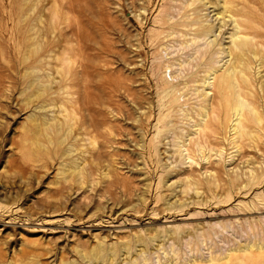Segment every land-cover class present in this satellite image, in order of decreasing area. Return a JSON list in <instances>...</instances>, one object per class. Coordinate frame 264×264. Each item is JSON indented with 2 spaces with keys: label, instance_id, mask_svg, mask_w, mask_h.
Segmentation results:
<instances>
[{
  "label": "rangeland",
  "instance_id": "1",
  "mask_svg": "<svg viewBox=\"0 0 264 264\" xmlns=\"http://www.w3.org/2000/svg\"><path fill=\"white\" fill-rule=\"evenodd\" d=\"M223 1L221 27L181 50L192 7L214 29ZM232 1L0 0V264H264V0ZM236 9L262 34L248 95L263 117L233 133L234 116H221L204 137L198 104L216 118L212 76L227 65ZM45 73L55 82L27 100ZM64 83L94 105L75 117L97 115L109 141L77 122L59 142Z\"/></svg>",
  "mask_w": 264,
  "mask_h": 264
},
{
  "label": "bare ground",
  "instance_id": "2",
  "mask_svg": "<svg viewBox=\"0 0 264 264\" xmlns=\"http://www.w3.org/2000/svg\"><path fill=\"white\" fill-rule=\"evenodd\" d=\"M192 1V0H190ZM199 1V0H196ZM229 4H235L233 1V3H231V0H229ZM242 1V0H241ZM248 1V0H247ZM252 0L248 1L249 3ZM188 2V1H187ZM227 1H223L222 4V8H220L221 10L215 12L216 17L218 16V20L216 24V28L213 29V25L209 24L206 22L205 18L201 15V10L203 9V7L201 5H196L195 7H192V12L191 14L194 15L192 16V18H188V22L184 23L188 26L187 29L181 30V31H177L179 34L176 35L178 36V44L179 46H181V50L184 49V47H191V43L192 42H197V40L203 39L204 37H209L211 34H213V32L215 30H218L221 26L222 20L224 19L225 15L224 12L229 9L228 5L226 3ZM247 2V4H248ZM186 3V2H185ZM220 3V2H219ZM222 3V2H221ZM220 3V4H221ZM238 3V2H236ZM257 3V0L255 1V4ZM189 4V3H188ZM254 4V3H252ZM259 4H257L258 6ZM240 6V5H239ZM254 6V5H253ZM256 6V10L259 9L258 12H260V8H257ZM234 7V6H233ZM245 7V6H244ZM216 8V7H215ZM241 8V7H240ZM179 9V8H177ZM254 9V8H253ZM255 10V11H256ZM245 9H236L235 11L231 12V14H228L231 16L232 19V31L231 33H229L228 35V45L226 47V54L228 56L227 59V65L224 67V69L220 72L216 74V71L213 72V76H212V86L215 88L216 90V94L218 95L217 99L214 102H210V105H212L213 107L215 106L214 103H216V108L215 109H211V112L214 114L215 113V117L218 119H214L211 120V118L209 117V111H208V106L206 105V101L200 102V107L199 110L197 111V116L199 117L198 119V123L196 124V129L194 130V134H198V135H203L205 133V131H210L209 129H213L214 126V122H220V118L221 116H223V118L229 117V120L231 117L234 116V124H232L231 129L233 130V133H236V131H238V128L243 126L241 125V123L243 124L244 122H248L247 124L253 127V124L255 126H257V128H259V123H261L260 121H262V117L260 111H258L256 108L258 106L254 105L253 100H251V97L253 98V95L250 94L248 95V91L250 90L249 88V82H251L248 76V70L250 67V57H255L257 56V51L256 49H254V46L257 48V44L256 43V38L259 35L262 34H258L259 32L256 31L255 27H253L252 24L256 25L257 21H255V19L251 16L248 17V15L246 14ZM263 11V10H262ZM261 11V12H262ZM190 14V15H191ZM243 17V19H241ZM226 18V17H225ZM164 22V21H163ZM254 22V23H253ZM256 22V23H255ZM260 23V22H259ZM261 24V23H260ZM173 26V25H172ZM186 26V27H187ZM259 26V25H257ZM264 26V25H263ZM185 27V26H184ZM229 27V26H228ZM259 28V27H258ZM262 28V26H261ZM164 29V28H163ZM260 29V28H259ZM261 30V29H260ZM165 31V30H164ZM161 32V34H163V32ZM167 31V30H166ZM169 31V30H168ZM171 31V30H170ZM175 33H177L175 30L171 31V33H168L167 35H173ZM264 37V36H263ZM214 38V37H213ZM212 41H207L206 45L210 46L213 45L215 38L211 39ZM258 40V39H257ZM259 42H261L259 40ZM264 46V45H263ZM192 50V48H191ZM190 50V51H191ZM263 50V49H262ZM196 52V50H194ZM188 52V51H187ZM210 53V52H209ZM264 53V51H263ZM182 55V54H181ZM200 55H203V53H201ZM264 54H262L263 56ZM59 56V55H57ZM262 59H264L263 57H259V61H258V72L260 71V64L262 63ZM64 60H66L64 58ZM63 60V61H64ZM67 61V60H66ZM177 61V60H176ZM181 62V61H180ZM68 63V61H67ZM251 63L253 64L252 60ZM180 64V63H179ZM62 65V64H61ZM256 66V65H255ZM264 66V65H263ZM253 67V66H252ZM10 68V67H9ZM1 69V68H0ZM60 70L55 69V73L59 75L60 79L62 82L65 80H67L66 78H68V74H69V68L66 66L65 69L63 67H59ZM264 70V69H263ZM1 71V70H0ZM9 73V72H8ZM76 73V72H75ZM261 73H263V77H264V71H262ZM252 75V74H251ZM4 76V75H3ZM2 76V77H3ZM12 76V75H11ZM73 76V75H72ZM45 77H49L50 78V73H45ZM4 78V77H3ZM36 78V76H35ZM39 80V79H38ZM252 80V79H251ZM59 81H57V85L60 84ZM194 81V80H193ZM33 80L28 81V87H30V91L28 92L26 98L27 100L30 99H37L42 97V95L44 94L43 92L46 90V87L48 84L51 85L53 82H55L54 78H50V80H46L45 85L39 84L37 82H34ZM11 83V82H10ZM42 83V82H41ZM194 83V82H193ZM184 84V83H183ZM55 86V85H54ZM1 87V86H0ZM88 87V86H87ZM184 87V86H183ZM255 88V86H253L252 84V88ZM69 86L66 85V83H64V86L62 88H60L57 91L58 96H56L55 101L57 103V109L59 114L62 116V119L56 120L58 121V124L61 126H64L63 128L65 129L64 131H66V134L63 135L62 139L59 141L60 143L63 141V139L68 135V133L70 132H75V129L73 128V126L75 124H77V122H81V124H86L85 126L88 128H91L92 131H95L97 133H99L98 136H100L102 138L103 142L109 141L108 140V135L104 134L102 131H100V126H102V123H99L98 121V117L97 115L94 116L93 113H88L86 119H81L79 116L75 117L78 110H80L81 108L84 110H89L91 111V107L93 108V106H91L90 108L87 107V104H85L84 102L79 103V99L75 97V99L72 98V93L68 90ZM253 88V89H254ZM3 89V88H2ZM10 90V88H8ZM4 90V89H3ZM195 90V89H194ZM5 91V90H4ZM87 91V90H86ZM91 91V90H90ZM7 92V90H6ZM250 92V91H249ZM250 93H253L252 91ZM8 94V93H7ZM86 94V93H85ZM74 97V96H73ZM86 97L88 98V95H86ZM255 98V96H254ZM263 98V97H262ZM256 100V99H255ZM83 101V99H82ZM33 102V101H32ZM99 102H103L101 98L98 99L97 104ZM71 105H69V104ZM78 104H82V107H80V105ZM92 103V99L91 102ZM256 103V102H255ZM43 104V103H42ZM258 104V102H257ZM52 105V104H51ZM69 105L71 108V110H69L68 106ZM260 105V104H259ZM197 106V105H196ZM211 107V108H213ZM262 109V107H261ZM210 110V109H209ZM98 111V110H97ZM262 111V110H261ZM88 112V111H87ZM55 113V112H54ZM98 115H100V112L98 111ZM249 115V116H248ZM43 116V115H42ZM220 117V118H219ZM57 118V116H53V119ZM210 118V120H209ZM233 119V118H232ZM242 119L244 122H242ZM245 119V120H244ZM227 120V121H229ZM27 122V121H26ZM44 123V121H43ZM42 123V129H47L45 125H43ZM47 124V123H45ZM105 123H103L104 125ZM107 124V123H106ZM235 125H239V127L236 128ZM57 126V125H56ZM105 126V125H104ZM247 126V125H246ZM244 126V127H246ZM38 127V126H37ZM58 127V126H57ZM103 127V126H102ZM191 127V126H190ZM249 126H247L248 128ZM61 128V129H63ZM85 128V127H84ZM105 128V127H104ZM103 128V129H104ZM245 128V129H247ZM106 129V128H105ZM108 129V128H107ZM110 129V128H109ZM244 129V131H245ZM249 129V128H248ZM252 129V128H251ZM251 129L249 130L251 132ZM254 129V127H253ZM55 130H60V128H55ZM31 132V130H29ZM79 131V130H78ZM240 131V130H239ZM248 131V132H249ZM255 131V129H254ZM252 131V132H254ZM257 131V130H256ZM40 132V131H39ZM110 132V130H109ZM251 132V133H252ZM32 133V132H31ZM38 133V132H37ZM85 133H88V130L85 129ZM232 133V135H233ZM250 133V134H251ZM256 133V132H255ZM254 133V134H255ZM194 134H192L194 136ZM210 134V133H209ZM85 135V134H84ZM197 135V136H198ZM235 135V134H234ZM237 135V134H236ZM243 135V134H242ZM241 135V136H242ZM245 135V133H244ZM256 135V134H255ZM44 138H46L48 144L49 142L51 143L52 140L48 138V134L45 133L43 134ZM89 136V135H88ZM204 137L205 134L203 135ZM202 136V137H203ZM240 136V135H238ZM253 136V135H252ZM36 137V136H35ZM209 137V136H208ZM235 137V136H234ZM233 137V138H234ZM248 137V136H247ZM34 138V137H33ZM100 138V139H101ZM110 138V137H109ZM210 138V137H209ZM232 138V139H233ZM236 138V137H235ZM246 138V136H245ZM250 138V136H249ZM204 139V138H203ZM202 139V140H203ZM231 139V140H232ZM241 139L237 137V140ZM255 139V138H254ZM95 138H93L92 143L94 142ZM183 140V139H182ZM200 140V138L198 139ZM209 140V139H208ZM235 140V139H233ZM251 140V139H250ZM185 141V140H184ZM197 141V138H196ZM240 141V140H239ZM238 141V142H239ZM30 142L32 143V150L34 152H39L42 153L43 151L46 153L47 152V147L41 144L40 147L36 148L35 144L36 143L34 140H30ZM204 142V141H202ZM182 143V141H181ZM185 143V142H184ZM198 143V141H197ZM208 143V142H207ZM237 143V141H236ZM234 142V145L236 144ZM91 144V143H90ZM204 144V143H203ZM95 145V144H94ZM192 145V144H191ZM196 145V144H194ZM198 148H202V146H199V143L197 144ZM196 145V148H197ZM202 145V144H201ZM97 144L95 145L96 148ZM183 146V143H182ZM181 146V147H182ZM206 146V145H205ZM204 146V147H205ZM233 146V145H232ZM239 146V145H238ZM185 147V146H184ZM188 148V145L186 146ZM203 147V148H204ZM91 148V147H90ZM207 148V147H206ZM189 149V148H188ZM92 150V149H91ZM186 150V148H185ZM212 150V148H211ZM95 151V150H94ZM97 151V150H96ZM197 151V149H196ZM199 151V149H198ZM203 151V150H201ZM210 151V150H208ZM237 151V150H236ZM191 153L192 156V152L188 151ZM187 152V153H188ZM195 152V151H194ZM193 152V153H194ZM216 152V151H215ZM218 152V151H217ZM95 153V152H94ZM189 154V153H188ZM187 154V155H188ZM201 154V153H200ZM99 155V154H98ZM187 157H190L189 155ZM202 157V156H201ZM194 158V157H193ZM190 159V158H189ZM205 159V158H204ZM208 158H206L207 160ZM191 160V159H190ZM194 160V159H193ZM192 161V160H191ZM73 163V162H72ZM70 166H73L71 164V162L69 163ZM74 168V167H73ZM229 256V255H228ZM239 258V257H238ZM211 259V258H210ZM225 259V258H224ZM241 259V258H240ZM215 260V258L213 259ZM221 260V259H220ZM239 260V259H237ZM236 260V261H237ZM217 261V260H216ZM219 262V261H217ZM227 262V261H225ZM229 262V261H228ZM220 264V263H219ZM226 264V263H225Z\"/></svg>",
  "mask_w": 264,
  "mask_h": 264
}]
</instances>
